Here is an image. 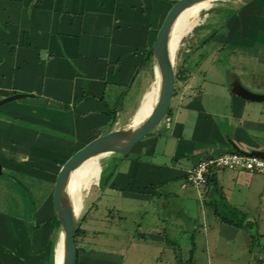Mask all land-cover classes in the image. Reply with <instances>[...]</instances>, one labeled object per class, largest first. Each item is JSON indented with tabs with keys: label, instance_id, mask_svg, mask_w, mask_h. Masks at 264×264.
I'll return each mask as SVG.
<instances>
[{
	"label": "crops",
	"instance_id": "crops-1",
	"mask_svg": "<svg viewBox=\"0 0 264 264\" xmlns=\"http://www.w3.org/2000/svg\"><path fill=\"white\" fill-rule=\"evenodd\" d=\"M161 7L160 0H0V100L30 94L0 107V161L3 169L53 188L32 220L0 212V264H36L32 258L44 249L55 215L51 200L62 166L95 137L127 125L139 109L154 69L156 75L149 49L162 25ZM213 8L194 32L200 57L187 58L197 68L177 84L168 115L129 155L114 154V191L141 197L154 188L157 207L181 190L205 199L211 184L199 190L183 182L179 190L176 180L208 156L264 150V101L229 88L239 78L264 93V0ZM214 174L232 205H264V175ZM158 219L151 232L161 242L165 222Z\"/></svg>",
	"mask_w": 264,
	"mask_h": 264
},
{
	"label": "rangeland",
	"instance_id": "rangeland-1",
	"mask_svg": "<svg viewBox=\"0 0 264 264\" xmlns=\"http://www.w3.org/2000/svg\"><path fill=\"white\" fill-rule=\"evenodd\" d=\"M174 1L176 0H160L163 6L160 8L161 24H163ZM227 1L229 0H213L212 6L202 11L201 21L196 23L183 38L177 55L175 54L178 83L181 84L180 75L183 71L189 73L197 68L196 65L189 64L187 61V58H191L195 62L201 54L198 40L194 37L197 26L205 21L208 13L215 5ZM196 33L199 35L201 29L197 30ZM225 69H227L226 66ZM154 78L155 72L153 70L149 88ZM229 88L230 92L234 93L231 85ZM223 101L222 103L226 106V99ZM127 116L128 114L122 116L123 120L127 119ZM193 133V131L188 130L185 136L192 138L193 135L191 134ZM115 155L114 153H107L99 156L98 159L103 169L96 173L93 176V181H88L84 187L85 205L79 215L82 233L77 243L82 255L81 264H91L92 262L96 264H173L172 260L177 262L176 244L179 243V246L183 248V256L188 255L192 233L196 237L197 249L195 254L199 264H264V205L259 209L248 208L243 210L250 214L252 220L258 222V228L254 229V232L258 231L262 234L261 245L255 248V252H252L253 239L249 231L227 223H223V227H220V219L206 198L201 197L200 199L197 192L189 195L180 189L183 182L187 183V175L181 180H176V185L179 187L177 189L181 190L182 194L178 193V197L167 195L169 198L163 199L162 205H160V200L159 207H157L158 198L154 196L156 194L154 188L150 187L151 195L148 192L141 194V197L138 196L137 192L132 193V190L124 195L119 190L111 189L109 185L114 176H109L110 172L111 170L117 172L119 167L117 165L118 157L116 160L113 159ZM131 157L133 155L127 157V161ZM3 172L4 174L0 176V212L11 215L18 214L29 220L34 219L35 211L31 205H26V197L18 182L29 188L39 206L43 204L46 193L53 190L52 183L18 170H10L7 167H4ZM223 194L226 198L228 197L225 192ZM157 217L158 220L165 222L160 224L161 228H165L164 239H166L161 242L156 241V237L153 236L155 234L151 232L153 225L157 222L155 221ZM61 231L60 229L59 233L49 242L50 244L53 243L55 248L54 264H56L57 246ZM183 231L187 232L184 233ZM168 237L172 240L171 243L167 241ZM17 248L19 250L22 247ZM90 249L93 254L88 257L89 254L86 253ZM43 251L44 249H41L40 254L35 253L32 258L36 264L45 263L49 251L46 250L44 254ZM92 256H95L96 259H93Z\"/></svg>",
	"mask_w": 264,
	"mask_h": 264
},
{
	"label": "water",
	"instance_id": "water-1",
	"mask_svg": "<svg viewBox=\"0 0 264 264\" xmlns=\"http://www.w3.org/2000/svg\"><path fill=\"white\" fill-rule=\"evenodd\" d=\"M202 0H178L173 4L167 13L165 20L160 27L157 39L152 46L154 56L160 66L162 73V90L157 106L150 116L140 125L131 129L127 125L113 129L85 144L74 152L64 163L53 191V202L55 215L61 222V230L65 235L66 256L63 264H78L79 248L76 241L79 215L74 211L71 203L64 199V191L67 186L70 174L79 167L85 160L93 156H100L107 153L129 155L133 148L148 136L168 115L176 95L178 78L175 67V57H172L169 50V34L179 14L191 4ZM213 1V0H212ZM243 3H250L256 0H235ZM235 94L248 100L264 101V93L253 92L247 88L239 78L232 84ZM30 94L18 93L7 96L0 100V107L13 100L29 96ZM249 153L264 157V150H252ZM3 174V165L0 161V176Z\"/></svg>",
	"mask_w": 264,
	"mask_h": 264
},
{
	"label": "bare ground",
	"instance_id": "bare-ground-1",
	"mask_svg": "<svg viewBox=\"0 0 264 264\" xmlns=\"http://www.w3.org/2000/svg\"><path fill=\"white\" fill-rule=\"evenodd\" d=\"M225 5V4H224ZM212 6V0H202L186 7L177 17L169 34V50L172 57L177 55L183 38L189 33L193 26L201 21L202 11ZM214 9V8H213ZM156 64V63H155ZM155 70V69H154ZM151 87L146 91L141 105L127 125L134 129L146 120L157 106L162 90V73L159 64L156 66V75ZM99 156H93L85 160L70 174L64 191V199L71 203L74 211L78 214L84 209V187L88 181H93V176L102 171ZM86 196V195H85ZM66 256L65 235L62 230L57 246L56 264H63Z\"/></svg>",
	"mask_w": 264,
	"mask_h": 264
},
{
	"label": "trees",
	"instance_id": "trees-1",
	"mask_svg": "<svg viewBox=\"0 0 264 264\" xmlns=\"http://www.w3.org/2000/svg\"><path fill=\"white\" fill-rule=\"evenodd\" d=\"M177 1L178 0L174 1V3ZM149 54L150 55L154 54L152 47H150V49H149ZM180 76H181L180 80L184 79L185 78V72L183 71L182 75H180ZM178 80H179V78H178ZM215 171H213V173L209 177L208 185L211 184L212 187L210 189V192L207 195L208 198H206V201L208 202V204H210L214 208L216 215L218 216V218L220 219V221L222 223L234 225L238 228L247 230L252 234L253 244L251 247V251L255 252V248L257 246L261 245L260 241H261V237H262V234H260L258 231L254 232V229L258 228V222L254 219L252 220L250 218V214H248L247 212L243 211L242 209H240V208H238V207H236L230 203V201L223 194L224 192H223L222 188L220 187V184L218 182V179L216 178V175L214 174ZM3 174H4V172H3ZM112 175H113V173H111L109 176H112ZM18 183H19L20 187L23 189V194L26 197V200H25L26 205H29V206L31 205L33 207V210L35 211L34 217H36L40 206L37 205L36 198H35L34 194L29 190V188L26 187V185H24L20 182H18ZM102 185H103V182H102ZM45 196H48V193H46ZM50 223H51V226L48 228L47 233L45 235V241H44L45 243H44V251H43V254H44V252L46 250H48L49 255L46 257V261L44 264H54V259H55V251L54 250H55V248L52 245L53 243L50 244L49 242H50V240H52V238L57 233H59V230L61 229V222L56 215H53ZM81 233H82V228H81V221H80L79 227H78V232H77V237H76L77 243H78V238L81 235ZM195 238H196L195 234L192 233L191 234V240L192 241H191V245H190L189 250H188L189 253L186 256L182 255L183 248L181 246H179V243L176 244V246H175L176 259H177L176 261L178 264H199L197 262V258H196V254H195L196 249H197V243H196ZM167 241L170 243L172 242V240H170L169 237L167 238ZM173 243H176V242H173ZM78 248H79L78 264H81L79 245H78Z\"/></svg>",
	"mask_w": 264,
	"mask_h": 264
},
{
	"label": "built area",
	"instance_id": "built-area-1",
	"mask_svg": "<svg viewBox=\"0 0 264 264\" xmlns=\"http://www.w3.org/2000/svg\"><path fill=\"white\" fill-rule=\"evenodd\" d=\"M215 170H235L264 175V157L238 150L208 156L187 172L185 186L199 190L207 187L209 177Z\"/></svg>",
	"mask_w": 264,
	"mask_h": 264
}]
</instances>
